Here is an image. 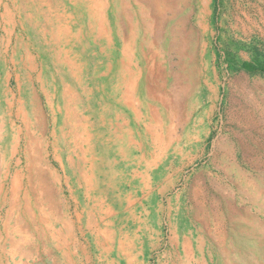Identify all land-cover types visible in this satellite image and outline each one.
Segmentation results:
<instances>
[{
	"label": "rangeland",
	"instance_id": "374dc122",
	"mask_svg": "<svg viewBox=\"0 0 264 264\" xmlns=\"http://www.w3.org/2000/svg\"><path fill=\"white\" fill-rule=\"evenodd\" d=\"M164 1L0 0V264H264V0Z\"/></svg>",
	"mask_w": 264,
	"mask_h": 264
},
{
	"label": "bare ground",
	"instance_id": "6f19581e",
	"mask_svg": "<svg viewBox=\"0 0 264 264\" xmlns=\"http://www.w3.org/2000/svg\"><path fill=\"white\" fill-rule=\"evenodd\" d=\"M94 1V2H93ZM105 1V0H104ZM144 3H146V4H148V5H150L153 9H154V11H155V15H156V17H157V19H158V21H159V25H161V21H163V19H164V17H165V15H164V12H165V9H166V7H167V3H165V1L164 2H161V0H142ZM93 2V3H92ZM99 2V1H98ZM98 2H96L95 3V0H91V2H90V4H88V6H89V15H90V17H91V19H93V18H95L96 20H97V17L98 16H100L101 15V17L103 16L102 14H103V12H104V10L103 11H101L102 10V7H100V5H99V7H97V3ZM134 3H135V5H137L138 6V8H140V10H141V14L143 13V11H142V8H143V4H141V2H140V0H134ZM103 6H104V4H103ZM111 9V8H110ZM114 12V14H115V16H116V18H118L119 17V13L121 12V11H119V8L118 9H116V10H114L113 11ZM123 12H124V10H123ZM144 16V15H143ZM103 17H105V16H103ZM102 17V18H103ZM100 19V18H99ZM105 20H106V18H105ZM104 20V21H105ZM143 20V22L141 21V20H139L137 23H136V25H135V28H136V26L138 27L137 29H139L140 28V23L142 24V27L144 28V30L146 31V32H148V33H150V32H153V30H154V27L152 26V24H150V22H147L144 18L142 19ZM98 25H101V26H103V23H101L100 24V22H98ZM134 30H136V29H134ZM132 35H134V33H132ZM174 40V39H173ZM123 45V44H122ZM124 47H125V45H123V50H126V49H124ZM129 53V52H128ZM82 82V81H81ZM65 94V93H64ZM83 99V98H82ZM34 101V100H33ZM38 104V103H37ZM37 106V105H36ZM39 106V105H38ZM41 112H40V110L39 109H34V114L36 115V117H38L40 120H39V122H40V124L43 126V122H44V118H43V115H41L40 114ZM86 119V118H85ZM31 123V122H30ZM39 126V125H38ZM20 136V135H19ZM30 140V139H29ZM28 175H27V181H28V184H30L31 182H33V180L35 179H37L38 181H41V184H42V182H44L45 180V176H44V172L42 171V170H40V168H36L35 166H34V164H33V160H32V158H29L28 157ZM71 162V161H70ZM47 169V168H46ZM33 172V173H32ZM31 174H32V176H31ZM17 182H18V180H17V178L14 180V183H13V193H12V195H14V198H13V203L14 204H16L15 202V198L17 197V195H18V193L19 192H17L18 190H17V188H18V184H17ZM252 182V181H251ZM20 184V183H19ZM19 186H21V185H19ZM22 187V186H21ZM20 188V187H19ZM261 192V191H260ZM264 192V191H263ZM264 194V193H263ZM37 201H39V198H37L36 199ZM32 215V212H31V210L29 209V207H25V215ZM33 216V215H32ZM249 224V223H248ZM256 224V223H255ZM33 225V224H32ZM252 225V224H251ZM254 225V224H253ZM22 226V225H21ZM255 226V225H254ZM259 227H260V229H261V234H262V236L264 237V225H262V224H259ZM34 228V227H33ZM242 229V228H241ZM39 230V229H38ZM247 230V229H246ZM245 231V230H244ZM248 231V230H247ZM243 232V231H242ZM250 232V231H249ZM249 235V234H248ZM256 237L255 238H258V240H259V237H257V236H259V235H255ZM245 237V236H244ZM252 237V236H251ZM261 238V237H260ZM261 240V239H260ZM219 242V241H218ZM243 242V241H242ZM260 242V241H259ZM97 244V243H96ZM99 244V243H98ZM218 244V243H217ZM220 244V243H219ZM260 244L262 245L263 244V242H260ZM256 245V244H255ZM220 246V245H219ZM247 247V246H246ZM257 247V246H256ZM246 249V248H245ZM247 249H248V247H247ZM247 249H246V251H247ZM242 251V250H241ZM253 252V251H252ZM256 254V253H255ZM259 253H257V255H258ZM247 255H248V253H247ZM250 255V254H249ZM261 255V254H260ZM245 259V258H244ZM263 261V260H262ZM251 262V261H250ZM259 262V261H258ZM260 264V263H259Z\"/></svg>",
	"mask_w": 264,
	"mask_h": 264
},
{
	"label": "crops",
	"instance_id": "0c3cea01",
	"mask_svg": "<svg viewBox=\"0 0 264 264\" xmlns=\"http://www.w3.org/2000/svg\"><path fill=\"white\" fill-rule=\"evenodd\" d=\"M91 221L88 220V231H87V238L91 239L92 243H97L96 246L98 247L99 251V256L94 255L95 257L93 258V261L95 262L97 257L99 260L103 259L104 264H108V229H100L97 230V228L94 227L92 224V219ZM64 237L66 236L64 232H62ZM104 238V240H101L100 238ZM85 238V237H84ZM65 239V238H64ZM95 241V242H94ZM66 242V241H65ZM99 243V244H98ZM89 240L86 239L85 241H81L80 239L78 240H73V248L71 251L66 252V258L74 260L73 264H89L91 263V247L89 244ZM81 247L83 249L81 253ZM102 247V249H101ZM96 248V247H95ZM90 253V254H89ZM97 253V252H96ZM94 253V254H96ZM103 254V256H102ZM86 257L84 258L87 260V263H81L80 259H82V256ZM76 259V261H75Z\"/></svg>",
	"mask_w": 264,
	"mask_h": 264
},
{
	"label": "trees",
	"instance_id": "16d2710c",
	"mask_svg": "<svg viewBox=\"0 0 264 264\" xmlns=\"http://www.w3.org/2000/svg\"><path fill=\"white\" fill-rule=\"evenodd\" d=\"M257 62L256 64H254ZM254 63H245L244 67L247 68L251 72H264V64L262 63V60H260L258 57L254 59Z\"/></svg>",
	"mask_w": 264,
	"mask_h": 264
}]
</instances>
